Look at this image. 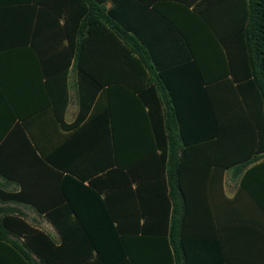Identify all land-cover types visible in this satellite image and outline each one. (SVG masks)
<instances>
[{
	"label": "crops",
	"instance_id": "obj_1",
	"mask_svg": "<svg viewBox=\"0 0 264 264\" xmlns=\"http://www.w3.org/2000/svg\"><path fill=\"white\" fill-rule=\"evenodd\" d=\"M92 1L94 9L87 0H0V185L8 192L26 191L38 203L9 201L0 206L22 213L30 225L59 242V233L38 209L59 205L55 172H74L85 186L92 181L103 189L102 198H112V218L84 214V223L113 226V255L122 252L115 245L120 238L126 239L139 264H147L155 250L167 253L166 245L152 244L153 235L138 231L145 220L139 217L137 185L128 170L114 172L113 180L98 170L112 160V129L118 144L114 159L122 163L133 160L136 144L151 147V114L159 109L166 125L171 112L160 71L193 61L209 80L215 111L230 130L226 158L242 161L240 172L231 167L224 173L225 197L233 199L242 180L240 207L247 224L264 223V88L250 83L254 76L248 72L254 67L246 45L264 44V25L251 27V0ZM71 44H84V103L93 99L79 123V75ZM108 44H129L143 63L131 60V68L114 63L110 71ZM123 69L127 73L122 74ZM176 73L174 79L183 82L185 76ZM258 78L264 82V75L258 73ZM61 110L62 121L56 115ZM239 129L240 142L235 137ZM193 142L195 161L202 143ZM40 160L49 162L50 169ZM9 162L13 169H8ZM201 175L194 172V177ZM104 181L112 184L103 186ZM150 190L142 189L145 197ZM211 191L194 184L193 214L186 228L188 264H218L219 239L226 256L223 264H249V256L258 252L256 242L264 237L244 232L239 241L227 230L216 233L218 202ZM76 201L82 210L93 207L85 199ZM148 203L146 199L142 206ZM220 203L228 205L222 198ZM45 223L51 226L47 230L40 227Z\"/></svg>",
	"mask_w": 264,
	"mask_h": 264
},
{
	"label": "trees",
	"instance_id": "obj_2",
	"mask_svg": "<svg viewBox=\"0 0 264 264\" xmlns=\"http://www.w3.org/2000/svg\"><path fill=\"white\" fill-rule=\"evenodd\" d=\"M87 1L90 2V9L96 8L92 0ZM260 24L264 25V0H251L250 25L256 27ZM246 45L248 57L254 67L251 72H248V77L254 76L250 83L258 85L260 89L264 88V82L258 78V73L264 75V44ZM70 48V56H74L79 75L82 109L77 119L79 123L89 111L93 99L90 97L88 102L84 103L82 75L87 74L88 71L83 63L84 44H71ZM105 56L110 71L114 63L127 68H131L132 61L141 63L133 55L129 44H108ZM110 71L107 68V72ZM122 72V74L127 73L124 69ZM176 72L185 76L183 82H177L174 79ZM194 74H198L200 79H194ZM203 76L200 66L193 61L187 62L178 69L171 68L167 72L161 70L160 82L168 94L171 106V112L167 113L166 125L159 109L151 114L153 117L150 115L154 120V143L150 145V148L149 146L141 148V145L138 146L140 143L136 144L135 148H138L134 151L130 164L114 159L117 156L118 144L114 134L116 130L112 129V160L98 170V173L106 171L105 177L113 180L114 172L127 169V174L133 183H136L137 191L134 194L137 201L139 200V217L145 220L144 225L140 226L138 231L142 235L148 233L153 235L152 244L154 246L161 244L167 246V253L161 254L160 249L158 252L153 251L147 264H188L186 228L193 214L192 203L196 183L205 186L206 190L211 187V192H214L212 193L213 198L218 202L215 215L216 233L227 230L229 235L233 234L234 238L239 241L244 232L264 237V223L249 225L243 215L240 207L242 180L237 195L233 199H227L223 192V178L226 169L236 167V170L240 172L242 161L226 158L229 152L225 150L229 149L227 145L232 137L227 136L230 130L226 128L222 114H217L215 111L210 82ZM108 82L109 80L106 81ZM225 88L222 89L224 95ZM262 91L264 93V89ZM63 113V110L56 113L58 120H63ZM235 137L240 142L241 129L236 130ZM193 141L202 143L200 159L195 161L192 159V148L195 145ZM157 151H160V154ZM48 163L42 161L44 168L50 169ZM8 164V169H13L12 162ZM198 170L202 173L200 178L194 177V172ZM0 172L4 173L1 164ZM55 173L58 174L54 183L58 191L56 203L58 202L59 205L48 210L42 208L38 210L45 214L53 224L59 233L60 241L57 242L48 233L30 225L22 213L0 206V264H139L130 255L128 242L124 238L116 239L118 241L115 245L119 244L122 252L119 256L113 255L114 229L111 224L99 226L84 223V214L94 213L98 216L112 218V198L108 194L102 198L103 189L95 187L96 183L92 181L85 186L83 180L75 178L74 172L73 174L71 172ZM101 184L111 185L112 181H104ZM145 187L151 188L149 196L146 197L142 193ZM214 189L216 192L213 191ZM221 198L227 202V207L220 203ZM82 199L90 202L93 205L92 209L86 207L82 210L79 202L76 201ZM146 199L150 203L144 207L142 202ZM140 200H142L141 203ZM9 201L38 205L26 191L8 192L0 185V202ZM178 217L180 223H178ZM225 225L227 229L223 228ZM118 230L120 231V226L119 229L116 228V232L119 233ZM11 235L17 239H12ZM256 235L254 237L257 241ZM217 246L218 264H223L226 256L220 239L217 241ZM255 247L258 252L256 255L249 256V264H264V239L256 242ZM141 264L144 262L142 261Z\"/></svg>",
	"mask_w": 264,
	"mask_h": 264
},
{
	"label": "rangeland",
	"instance_id": "obj_3",
	"mask_svg": "<svg viewBox=\"0 0 264 264\" xmlns=\"http://www.w3.org/2000/svg\"><path fill=\"white\" fill-rule=\"evenodd\" d=\"M40 227H42V228H44V229L47 230V229L50 228L51 226L48 225L47 223H45V224H41Z\"/></svg>",
	"mask_w": 264,
	"mask_h": 264
}]
</instances>
